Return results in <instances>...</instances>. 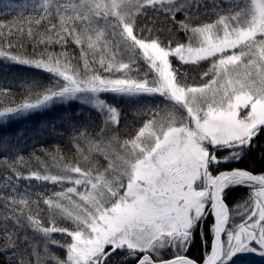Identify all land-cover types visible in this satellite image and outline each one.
Segmentation results:
<instances>
[{
  "label": "snow or ice",
  "instance_id": "snow-or-ice-1",
  "mask_svg": "<svg viewBox=\"0 0 264 264\" xmlns=\"http://www.w3.org/2000/svg\"><path fill=\"white\" fill-rule=\"evenodd\" d=\"M0 14L12 16L0 21V59L52 78L25 81L22 101L0 104V121L58 102L84 109L51 126L74 145L71 161L25 173L16 153L0 177V264L264 257V173L239 166L264 162V0H9ZM26 42L32 54L19 51ZM174 60L208 67L190 82ZM121 104L133 114L126 132ZM22 139L0 135L5 163ZM241 187L249 196L229 226L228 195Z\"/></svg>",
  "mask_w": 264,
  "mask_h": 264
},
{
  "label": "trees",
  "instance_id": "trees-1",
  "mask_svg": "<svg viewBox=\"0 0 264 264\" xmlns=\"http://www.w3.org/2000/svg\"><path fill=\"white\" fill-rule=\"evenodd\" d=\"M3 5L4 4L0 3V9L3 8ZM11 19V15L0 14V21H10ZM55 50L60 51L59 46H57ZM19 51L24 54H32L34 49L31 44L26 42L25 48L20 49ZM35 51L38 53L40 49L37 48ZM68 51L75 56L79 55V49L75 45H70ZM173 63L174 66L180 67L181 71L187 73L190 82L193 80L199 82L201 72L208 67L206 62L200 67L180 65L178 61H173ZM142 74L143 72H141V75ZM25 81H36L42 86H50L52 78L45 72L33 68L18 66L0 59V89L10 90L8 95L0 96V104L12 106L15 103L22 101L27 94ZM145 102L151 105L152 98H149ZM120 106L123 108L125 116V119L122 120V131L126 132L128 131V128L123 127V125H133V114L127 105L121 104ZM74 111L82 112L84 109L76 104H72L71 107H69V105L55 106V108L39 112L29 119L18 121L13 120L12 124L0 126V135L5 136L8 139H12L13 136H16L17 138L23 136V139L20 140L19 148L14 149L11 153H7V163H5V156L0 155V177L6 174L8 166L12 164L13 156L16 153L23 156L24 159L23 162H18L15 166L25 173L29 169L36 170L41 167V162L48 166L52 172H55L57 165L62 161L54 160L53 157L59 156L66 161H71L74 156H77L78 153L75 151L74 145L69 142L67 134L51 131V126L53 124L57 126L60 125L61 117L72 115ZM85 116H88L87 112H85ZM92 121H95L96 124L99 123L94 114H92ZM84 147L86 149L87 145H84ZM100 162L104 163L103 159H101ZM239 166L247 167L250 170H253L256 174L264 173V162L259 159L258 155L246 158ZM27 183V181H20L22 188ZM31 184L35 189L45 187V185L37 181H31ZM0 185H2V181H0ZM46 187L49 192L52 190H60L59 187L51 184H48ZM248 196L249 190L243 187L232 190L228 195L227 203L230 209L233 210L229 226H231L232 221L236 224L241 222V218L236 213L235 209L238 204H243V202L248 199ZM205 231H207V227ZM198 250L199 252L197 254H199L200 257L203 254L201 246L198 247ZM237 259H239V262H243L242 264H245V262L247 263L248 261H256L258 264H264L262 261L257 260L256 254L253 253L246 256H239Z\"/></svg>",
  "mask_w": 264,
  "mask_h": 264
},
{
  "label": "rangeland",
  "instance_id": "rangeland-1",
  "mask_svg": "<svg viewBox=\"0 0 264 264\" xmlns=\"http://www.w3.org/2000/svg\"><path fill=\"white\" fill-rule=\"evenodd\" d=\"M7 2H9V0H0L1 4L7 3ZM14 2H16V3H24L25 0H14ZM6 62H8V61H6ZM6 64H8V63H6ZM73 104H76V103H73ZM62 105L67 106L68 104L67 103L61 104V103L58 102L57 105H55V106H62ZM76 105H78V104H76ZM55 106H50L49 109L55 108ZM45 110H48V109H41V110L36 111V112H31V113H26V114H22V115L16 116V117H14L12 119V121L10 123H5L4 121H0V125L4 126V125H7V124H12L13 120H17L18 121V120H22V119H29L30 117L34 116L35 114H37L39 112H44ZM58 238H60V237H58ZM223 238L226 239V237H223ZM55 251L58 254L63 255L62 250L55 249ZM249 254H251V253H249ZM253 254H255V253H253ZM246 255H248V254H241L239 256H246ZM239 256L234 258L235 264H242L243 263V262H239V259H237ZM256 258H257V260H260V261H262L264 263V257H261V256L256 254ZM245 264H258V263L256 261H248L247 263L245 262Z\"/></svg>",
  "mask_w": 264,
  "mask_h": 264
},
{
  "label": "flooded vegetation",
  "instance_id": "flooded-vegetation-1",
  "mask_svg": "<svg viewBox=\"0 0 264 264\" xmlns=\"http://www.w3.org/2000/svg\"><path fill=\"white\" fill-rule=\"evenodd\" d=\"M211 218H209V222H210ZM207 225L204 226L205 230H206ZM200 246V239L199 236L197 237L191 251H190V255L199 258V254H197L199 252L198 247ZM202 250V248H201Z\"/></svg>",
  "mask_w": 264,
  "mask_h": 264
}]
</instances>
